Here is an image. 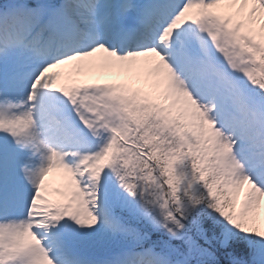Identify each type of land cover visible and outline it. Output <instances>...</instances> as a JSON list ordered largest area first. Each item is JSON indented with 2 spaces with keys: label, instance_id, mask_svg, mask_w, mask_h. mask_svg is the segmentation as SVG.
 <instances>
[{
  "label": "snow or ice",
  "instance_id": "1",
  "mask_svg": "<svg viewBox=\"0 0 264 264\" xmlns=\"http://www.w3.org/2000/svg\"><path fill=\"white\" fill-rule=\"evenodd\" d=\"M0 264H264V0H0Z\"/></svg>",
  "mask_w": 264,
  "mask_h": 264
},
{
  "label": "rangeland",
  "instance_id": "2",
  "mask_svg": "<svg viewBox=\"0 0 264 264\" xmlns=\"http://www.w3.org/2000/svg\"><path fill=\"white\" fill-rule=\"evenodd\" d=\"M72 72L69 73V81L68 83L73 82V80L77 81H85L89 79H96L97 74L95 73H88V74H81L75 66H72L71 69ZM99 78L112 81V82H123V83H130L133 87L140 88L142 91L147 92L148 89L145 88L141 83H138L136 80L133 78L120 74L117 75L115 73H105ZM67 181V176L65 173L62 172V170H57L56 174L54 177L49 181L46 179L45 181V186H46V191L45 194L48 196L50 200H56L60 199L61 197L53 191L55 188H60L63 189ZM244 193L241 191L239 194V199H243Z\"/></svg>",
  "mask_w": 264,
  "mask_h": 264
},
{
  "label": "bare ground",
  "instance_id": "3",
  "mask_svg": "<svg viewBox=\"0 0 264 264\" xmlns=\"http://www.w3.org/2000/svg\"><path fill=\"white\" fill-rule=\"evenodd\" d=\"M57 71H61V72L64 73V75H62L61 77L58 78V81H57L58 85L59 84H63V83H68V81H69L68 72L71 71V66L65 67L63 69H58ZM57 170L58 169H54L52 172H50L48 174V176H47V178H49L48 180H50V179H52L54 177V175L56 174Z\"/></svg>",
  "mask_w": 264,
  "mask_h": 264
}]
</instances>
